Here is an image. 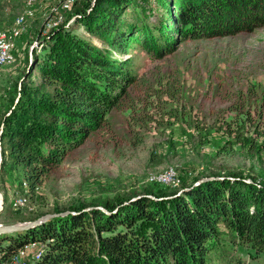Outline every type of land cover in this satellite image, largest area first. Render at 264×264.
I'll list each match as a JSON object with an SVG mask.
<instances>
[{
  "label": "rangeland",
  "instance_id": "374dc122",
  "mask_svg": "<svg viewBox=\"0 0 264 264\" xmlns=\"http://www.w3.org/2000/svg\"><path fill=\"white\" fill-rule=\"evenodd\" d=\"M98 2L0 0V31L23 18L13 58L0 66V224L71 211L24 229L39 230L49 220L60 223L94 210L115 212L135 196L149 197L159 202V208L185 191L216 181L226 194L237 187L247 199L249 187L264 193V23L249 20L244 25L251 28L213 38L192 39L170 29L163 54L151 53L150 46L139 41H130L121 51L86 29L89 19H95L92 26L111 21L114 6L98 7ZM156 5L141 3L135 14L147 24L157 23L161 10ZM126 6L114 14L117 29L134 13ZM84 41L107 48L111 58L127 60L134 82L125 86L118 105L105 114L101 125L80 145L65 148L61 161L51 164L31 188L23 177L26 167L3 151V139L22 128L24 134L41 137L31 138L29 151H42L49 146L44 132L55 128L56 135H62L50 115L56 88L41 79V57L67 47L64 60ZM169 168L173 179L155 180ZM110 206L113 211L106 209ZM249 206L254 210L252 203ZM218 226L223 228L221 222ZM223 233L228 253L213 257L215 264L233 256L248 263V253L229 250L227 239L236 235ZM6 234L10 233L0 236ZM31 245L35 247L27 250L25 264L30 256H38V243Z\"/></svg>",
  "mask_w": 264,
  "mask_h": 264
},
{
  "label": "trees",
  "instance_id": "16d2710c",
  "mask_svg": "<svg viewBox=\"0 0 264 264\" xmlns=\"http://www.w3.org/2000/svg\"><path fill=\"white\" fill-rule=\"evenodd\" d=\"M152 1L161 10L159 22L147 24L135 13L142 7L141 3ZM108 4L114 6L109 16L111 21L92 26L95 19H89L86 29L121 51L128 48L130 41H139L145 47L149 45L151 53L163 54L165 43L171 40L170 29L192 39L213 38L251 28V25L245 27L249 20L253 24L264 23V0H99L97 3L98 7ZM123 4H127L124 9L131 7L134 13L119 23V31L113 19ZM228 24L229 28L225 29ZM66 50L67 47L56 54L42 53L40 62L44 70L41 79L56 88L50 101L54 105L50 115L53 123L61 126L62 135H56L55 128L50 134L44 132L43 140L49 146L42 151H29L31 138L41 137L24 134L22 128L11 130L2 142L3 151H8L17 165L26 167L23 177L31 188L41 181L51 164L61 161L65 148L80 145L89 132L101 125L105 114L118 105L126 85L134 82L129 62L109 57L107 48L84 41L73 56L61 60ZM242 190L237 187L226 194L216 181L185 191L182 197L172 198L159 208V202L142 196L115 212L94 210L70 216L60 223L49 220L39 230L0 236V258L4 260L17 249L38 243V256H30L28 264H215L213 257L223 258L228 253L222 243L223 231L228 230L236 235L227 239L229 250L235 247L251 258L245 263L243 258L233 256L223 264H264L261 261L264 260V193L249 187L247 199ZM113 208L106 207L112 211ZM219 222L223 228L218 226Z\"/></svg>",
  "mask_w": 264,
  "mask_h": 264
},
{
  "label": "built area",
  "instance_id": "2783aa9c",
  "mask_svg": "<svg viewBox=\"0 0 264 264\" xmlns=\"http://www.w3.org/2000/svg\"><path fill=\"white\" fill-rule=\"evenodd\" d=\"M31 0H29L30 2ZM22 17H17L9 28L0 31V66L10 62L13 58V50L22 27ZM35 245L17 249L12 257H6L3 264H25L27 250Z\"/></svg>",
  "mask_w": 264,
  "mask_h": 264
},
{
  "label": "water",
  "instance_id": "95a60500",
  "mask_svg": "<svg viewBox=\"0 0 264 264\" xmlns=\"http://www.w3.org/2000/svg\"><path fill=\"white\" fill-rule=\"evenodd\" d=\"M140 197L141 196L132 197L131 199H129V202L130 201H135V200L139 199ZM2 202H3L2 201V195L0 193V210L2 209ZM67 212L70 213L71 211H65L63 213L47 214V215L41 216L40 218L36 219L35 221L23 222L24 225H22L21 227H15L14 224H0V234L12 233V232L24 230L30 224H36V223H39L40 221H42L43 219L51 218L53 216H60V215H63L65 213H67ZM1 231H3V233H1Z\"/></svg>",
  "mask_w": 264,
  "mask_h": 264
},
{
  "label": "bare ground",
  "instance_id": "6f19581e",
  "mask_svg": "<svg viewBox=\"0 0 264 264\" xmlns=\"http://www.w3.org/2000/svg\"><path fill=\"white\" fill-rule=\"evenodd\" d=\"M161 172V171H160ZM174 171H172L171 168L166 169L163 173L159 174V176H155V180L162 181L164 183L169 182L171 179H173L174 177ZM15 225V227H21L22 225H24L23 222H17V223H13ZM1 233H3V231H1ZM2 261L0 260V263Z\"/></svg>",
  "mask_w": 264,
  "mask_h": 264
}]
</instances>
